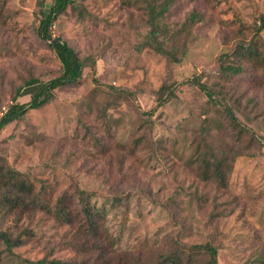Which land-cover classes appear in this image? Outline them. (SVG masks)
I'll list each match as a JSON object with an SVG mask.
<instances>
[{
	"label": "rangeland",
	"instance_id": "obj_1",
	"mask_svg": "<svg viewBox=\"0 0 264 264\" xmlns=\"http://www.w3.org/2000/svg\"><path fill=\"white\" fill-rule=\"evenodd\" d=\"M149 1L73 0L51 34L85 63L81 81L0 132V170L20 172L53 210L66 194L74 212L91 199L116 244L78 231L83 218L69 225L42 209L2 207L0 228L25 243L13 253L0 244V264H160L206 244L218 264H264V70L246 55L263 52L264 0H173L160 40L177 60L154 49ZM53 3L0 0V102H16L32 78L61 75L38 31ZM222 60L244 71L226 76ZM221 159L226 188L202 178L204 163L213 172Z\"/></svg>",
	"mask_w": 264,
	"mask_h": 264
},
{
	"label": "trees",
	"instance_id": "obj_2",
	"mask_svg": "<svg viewBox=\"0 0 264 264\" xmlns=\"http://www.w3.org/2000/svg\"><path fill=\"white\" fill-rule=\"evenodd\" d=\"M173 0H152L149 1L148 11L150 16L151 25V40L154 44V49L159 53L168 55L177 60L176 55L167 51L164 48V43L160 40L161 35L165 32L164 20L170 11ZM73 4V0H54L53 5L46 11H42L44 15L38 29L41 38L49 43V46L55 50L56 55L61 63V75L48 82H41L38 79L32 78L28 80L23 88H20L14 100L22 96L30 95L32 101L29 104L16 103L10 110V113L3 119L0 124V132L3 128L12 121L25 118L28 109H41L48 105L55 97V91L59 88L78 84L84 73L85 63L79 58L77 53L61 38H53L51 34V28L55 21L58 19L59 14L63 13L69 6ZM264 30V14L259 18V26L256 28V38L261 35ZM256 42V39L253 40ZM251 43V42H250ZM255 44H249V48ZM246 49V50H247ZM242 49L238 50L240 54ZM263 52H251L247 51L246 55L252 61L260 62L263 65L264 70V48ZM229 55V54H228ZM220 71L226 76H237L241 74L244 69L241 66H233L225 64L222 60ZM194 83L204 92L210 101H214V91L202 83L200 79L195 78ZM164 104L160 102L161 107ZM227 116L232 123L233 128L236 130L239 127L238 118L234 112L229 109ZM214 164L215 169L211 172V164L209 161L205 162L204 169H202V178L204 181L218 182L220 187H227V173L225 170L226 164L224 160H216ZM5 192L0 194V208L7 209L10 213H15L17 210L23 212H31L37 209H42L46 213L54 214L58 220H64L69 225H73L76 219L83 218L84 222L80 225L78 231L87 236L93 238L95 241L104 240L108 245L113 246L116 243L110 238V236L102 229L103 222L106 218V211L102 208H96L92 205V201L85 196L81 198V210H73V206L69 202V197L62 196L55 207V210L47 206L41 199L40 195L35 192L34 186L22 178V174L16 170L10 168H2L0 170V191ZM26 235L29 232H25ZM24 235L20 234L15 236L10 230L0 228V244L5 249L13 253L14 248L23 246L25 243ZM89 238V239H90ZM91 240V239H90ZM94 247L101 252L104 259H107L110 252L107 247L97 244L95 242ZM180 253L174 256H166L160 262V264H218L217 249L211 244L196 245L187 250L178 249ZM87 253L89 249H86ZM205 258V260H204ZM1 259V258H0ZM45 264V261H41ZM50 264H72L68 262H62L52 260Z\"/></svg>",
	"mask_w": 264,
	"mask_h": 264
},
{
	"label": "built area",
	"instance_id": "obj_3",
	"mask_svg": "<svg viewBox=\"0 0 264 264\" xmlns=\"http://www.w3.org/2000/svg\"><path fill=\"white\" fill-rule=\"evenodd\" d=\"M17 102H0V124Z\"/></svg>",
	"mask_w": 264,
	"mask_h": 264
}]
</instances>
